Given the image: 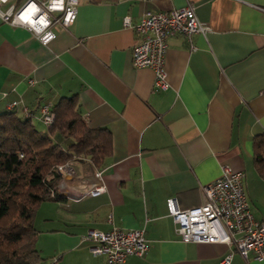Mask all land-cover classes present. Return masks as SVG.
<instances>
[{
    "label": "crops",
    "instance_id": "obj_1",
    "mask_svg": "<svg viewBox=\"0 0 264 264\" xmlns=\"http://www.w3.org/2000/svg\"><path fill=\"white\" fill-rule=\"evenodd\" d=\"M187 4L207 31L168 37V85L157 89L152 69L132 65L139 37L123 17L134 25L148 10ZM53 31L42 44L0 19V113L16 110L44 126L40 106L72 98L90 128L109 132L110 149L98 168L73 161L87 181L101 172L100 194L77 198V187H64L68 195L38 205L44 263L105 264L83 236L122 228L143 229L148 244L123 264H217L228 253L229 264H264L233 243L181 240L167 206L169 198L181 210L203 204L204 185L228 165L243 173L249 209L264 220V162L255 166L253 148L264 133V0H79L74 22Z\"/></svg>",
    "mask_w": 264,
    "mask_h": 264
},
{
    "label": "built area",
    "instance_id": "obj_2",
    "mask_svg": "<svg viewBox=\"0 0 264 264\" xmlns=\"http://www.w3.org/2000/svg\"><path fill=\"white\" fill-rule=\"evenodd\" d=\"M78 3L79 0H0V19L11 26L25 28L42 44H47L55 36L53 27L67 28L74 22ZM122 21L139 37L131 50L132 65L152 69L155 76L153 85L157 89H165L168 85L165 74L168 37L176 33L190 36L194 32L207 31V26L197 19L191 4L167 12L148 10L134 25L128 16H124ZM39 113L40 121L49 127L54 113L48 105L40 106ZM26 114H30L29 110ZM56 170L65 178L64 185L60 182L51 190L52 198L62 191L68 195L70 192L65 188L70 187H77L76 194H72L77 198L96 196L104 190L99 171L87 181L77 176L73 161L58 164ZM242 177L241 171L224 165L220 175L204 185L203 204L181 210L176 208L173 199L167 200L169 215L181 240L233 243L244 259L264 261V220L253 217ZM83 237L94 242L90 252L104 256L105 264H123L128 256H143L148 249L143 229H88ZM231 257L232 254L228 253L217 264H229Z\"/></svg>",
    "mask_w": 264,
    "mask_h": 264
},
{
    "label": "trees",
    "instance_id": "obj_3",
    "mask_svg": "<svg viewBox=\"0 0 264 264\" xmlns=\"http://www.w3.org/2000/svg\"><path fill=\"white\" fill-rule=\"evenodd\" d=\"M50 110L54 120L45 131L16 110L0 113V264H47L35 246L33 218L38 205L52 199L61 177L56 166L76 158L98 168L110 149L109 132L90 128L72 98ZM253 148L259 168L264 133L254 136Z\"/></svg>",
    "mask_w": 264,
    "mask_h": 264
},
{
    "label": "rangeland",
    "instance_id": "obj_4",
    "mask_svg": "<svg viewBox=\"0 0 264 264\" xmlns=\"http://www.w3.org/2000/svg\"><path fill=\"white\" fill-rule=\"evenodd\" d=\"M35 125H36V127L38 128V129H40V131H43L44 129H45V125L43 126L41 123H38V122H35ZM72 161H76V158H71L70 160H69V162H72ZM57 185V184H56ZM55 185V186H56ZM37 215H35V226L37 225V223H39L38 221H37V218L38 217H36Z\"/></svg>",
    "mask_w": 264,
    "mask_h": 264
}]
</instances>
